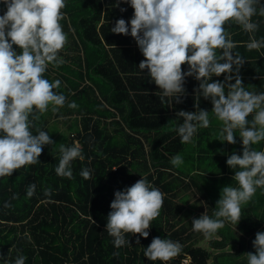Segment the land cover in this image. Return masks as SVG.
Segmentation results:
<instances>
[{
  "label": "trees",
  "instance_id": "obj_1",
  "mask_svg": "<svg viewBox=\"0 0 264 264\" xmlns=\"http://www.w3.org/2000/svg\"><path fill=\"white\" fill-rule=\"evenodd\" d=\"M112 5L113 0H67L61 9L64 16L60 23L67 34L59 50L64 63H50L44 75L61 80L57 90L65 94L66 101L55 112L57 116H71L77 121V129L71 130L75 132L71 136L60 131L57 124L49 125L47 116L54 112L51 105L33 119V131L45 129L54 143L43 146L36 163L0 177V256L10 260L19 252L26 256L25 264H209L212 257L217 264H245L256 231L264 230V188L257 187L255 193L260 195L246 208V214L252 215L258 205L260 219L248 223L241 216L236 229V223L229 221L231 225H223L212 234L219 238L208 242L214 249L236 244V251L213 252L202 243L206 237L202 233L194 236L191 227L192 217L204 211L212 215L215 208L203 177L214 181L233 177V169L225 161L227 153L240 151L239 136L235 144L226 142L222 150L216 147L211 151L203 145L212 143L210 136L214 134L208 127L197 130L190 141L193 146L180 141L174 130L178 122L175 114L180 109L195 110L193 90L198 81L186 77V94L180 103L150 92L147 69L142 72L138 68L144 57L135 40L110 32L115 20L124 17L127 21L133 9L124 0V12ZM253 19L260 23L257 38L264 36V17ZM225 27L235 42L234 51L245 59L239 70L243 84L249 90L264 91V48L247 49L248 33L235 23ZM219 76L211 79H223ZM70 101L77 107H68ZM199 106L209 110V118L213 115L209 100L200 97ZM234 132L238 135L239 130ZM73 142L81 146L84 158L73 160L71 178L58 176L54 167L60 145ZM255 146L264 148V140ZM186 148L191 166L183 169L170 164V158L186 152ZM210 152L213 159L219 155L220 165L226 166L220 169L215 165L217 171L203 170ZM84 166L92 170L88 178L79 174ZM141 176L164 194L159 215L150 221L148 237L137 242L139 233H126L130 244L116 247L104 227L110 201L114 190ZM29 182L36 183L31 197L25 194ZM44 188H50V193ZM186 199L193 200L190 211L183 205ZM5 200L9 207L3 206ZM247 235L251 239H246ZM153 236L177 240L182 248L168 261H151L143 255V247Z\"/></svg>",
  "mask_w": 264,
  "mask_h": 264
},
{
  "label": "clouds",
  "instance_id": "obj_2",
  "mask_svg": "<svg viewBox=\"0 0 264 264\" xmlns=\"http://www.w3.org/2000/svg\"><path fill=\"white\" fill-rule=\"evenodd\" d=\"M67 0H0V177L10 176L14 169L38 161L43 146L54 142L43 128L33 131V119L51 105L52 111L63 106L65 94L57 89L59 78L44 75L48 65L64 63L59 55L67 34L60 23ZM133 11L130 18L119 17L110 32L130 35L144 57L138 63L143 72L158 86L160 98L171 97L180 103L186 94V77L198 81L193 90L195 110L176 112L175 132L180 141L190 142L199 128L210 123L209 110L199 106V98L211 102V112L222 121L219 140L235 144L239 152L227 153L225 163L233 169V181L221 187L213 214L206 211L191 218V227L205 237L216 233L225 221L238 223L241 206L251 200L257 187L264 188V148L254 145L264 140V91L245 87L239 73L245 59L234 51L235 42L225 25L235 23L249 39L247 49L264 48V36L257 38L264 17L261 0H124ZM121 12V0H113ZM182 64L185 68L182 69ZM224 74L223 79H211ZM234 81V82H233ZM68 107H77L74 101ZM30 116L32 117L30 119ZM250 117V118H249ZM238 129V135L234 130ZM83 159L77 142L60 145V156L54 167L58 176L73 175L72 162ZM177 166L183 157L170 158ZM88 178L92 170L84 166L80 173ZM36 183L26 185L25 194L34 195ZM48 194L50 188H44ZM162 191L144 176L134 183L114 190L105 229L116 247L129 243L126 233L149 236L150 221L159 215ZM4 207L10 202L5 200ZM254 251L246 252L245 264H264V230L256 231ZM182 248L179 241L153 236L143 255L151 261H168ZM19 253L13 259L0 256V264H25Z\"/></svg>",
  "mask_w": 264,
  "mask_h": 264
},
{
  "label": "rangeland",
  "instance_id": "obj_3",
  "mask_svg": "<svg viewBox=\"0 0 264 264\" xmlns=\"http://www.w3.org/2000/svg\"><path fill=\"white\" fill-rule=\"evenodd\" d=\"M72 121V123H71ZM75 122L77 121H74L72 120L71 116H67V115H64V116H57L56 115V112H52L49 116H47V123L49 125H53V124H57L58 127L60 128V131H63V132H67L69 133L71 136L72 135H75V132L74 131H71V130H75L77 129V125L75 124ZM78 124V123H77ZM220 128L221 126H217V127H212V129L215 130V132L217 131L218 134H214L212 137H211V142L212 143H203V145H205V147L209 148V151L213 150V149H216V147L218 149H221L223 148V145L226 143V142H221L218 138L220 136ZM71 131V133H70ZM190 143V146H193V142H189ZM255 146V145H254ZM256 147V146H255ZM186 152L184 153H181L180 155L183 157V160L186 161L187 165H185V161L182 162L181 165L183 167V169H187V167L191 166V164H188V160H187V157L185 156V154L189 151L187 148L185 149ZM216 153V152H215ZM214 153V154H215ZM185 156V157H184ZM209 158L206 160L207 162H204L201 166V168L203 170H206V171H217V169H214L217 165L220 166V169L223 168L224 165H220L222 159L221 157H219V155L213 159V152H210L209 154ZM210 162V163H209ZM216 165V166H215ZM227 165V164H226ZM225 165V166H226ZM224 166V167H225ZM214 167V168H213ZM203 181L205 182L207 188L209 189V191L211 192V196L214 198L215 202L216 200L219 198V195H220V189L222 186L226 185V184H230V183H234L233 182V179L232 177L228 176L226 177V179H219V180H210L209 178H206V176L203 177ZM204 184V183H203ZM192 188H190L191 190ZM199 195V194H197ZM260 193H254L251 200H255L257 196H259ZM188 200V199H186ZM185 203V202H184ZM250 201H248L247 203L243 204L241 206V216H243V221L245 222H248L251 220V221H255L257 219H260V217H258V213H259V207L258 205L255 204V207L254 209L252 210V215H247L246 212L249 211L247 210V206L249 205ZM185 206V204H183ZM185 208L187 210H191V208L187 205L185 206ZM244 214V215H243ZM247 215V216H246ZM241 219V218H240ZM227 224H230L229 221H225L224 223V226L227 225ZM231 225V224H230ZM234 228L236 229V226L237 225H233ZM232 228V227H231ZM235 232V231H234ZM191 233V232H190ZM194 236H196L197 234L201 233L199 231H194L192 232ZM218 235H211L209 237H206L204 240H202V243L208 248V249H211L213 252L215 253H220L221 251H236V249L238 248V245L234 244V245H228L224 248H217V249H214L213 247L209 246L208 242H210L211 239H218L217 238ZM246 239H251V236L247 235L246 236ZM251 251H254V249L252 248ZM215 257H212L210 259V263L209 264H217L216 261H214Z\"/></svg>",
  "mask_w": 264,
  "mask_h": 264
},
{
  "label": "crops",
  "instance_id": "obj_4",
  "mask_svg": "<svg viewBox=\"0 0 264 264\" xmlns=\"http://www.w3.org/2000/svg\"><path fill=\"white\" fill-rule=\"evenodd\" d=\"M135 45H136V43H134ZM135 47H138L137 45L135 46ZM183 68H185V67H183V64H182V69ZM219 77H221V78H223L224 77V74L223 73H221V76H219ZM147 79H148V82H149V88L150 89H152V91L151 90H149L150 92H156V93H159V91L157 90L158 89V86L157 85H155L153 82H151L150 80H149V78H148V76H147ZM222 80V79H221ZM217 126H222V121H220V120H218L216 117H215V115L213 114L211 117H210V123H209V125H208V132L210 133V134H218V132L216 131L215 132V130L214 129H212V127H217ZM210 137H212V136H210ZM212 141V140H211ZM177 173V172H176ZM185 202V203H184ZM183 202V204H185V206H191L192 205V203H193V200H185ZM215 205H216V202H215ZM191 208V207H190ZM187 210V209H186ZM187 211H189V210H187ZM217 238H219V237H217ZM229 245H234V244H229Z\"/></svg>",
  "mask_w": 264,
  "mask_h": 264
}]
</instances>
